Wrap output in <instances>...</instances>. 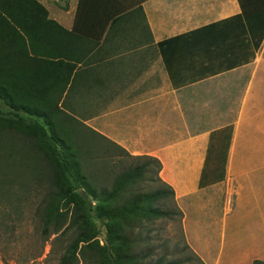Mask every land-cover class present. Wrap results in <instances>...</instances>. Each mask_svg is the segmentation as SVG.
I'll use <instances>...</instances> for the list:
<instances>
[{"label": "crops", "instance_id": "1", "mask_svg": "<svg viewBox=\"0 0 264 264\" xmlns=\"http://www.w3.org/2000/svg\"><path fill=\"white\" fill-rule=\"evenodd\" d=\"M37 1L66 112L160 160L202 264L264 261V0Z\"/></svg>", "mask_w": 264, "mask_h": 264}, {"label": "trees", "instance_id": "2", "mask_svg": "<svg viewBox=\"0 0 264 264\" xmlns=\"http://www.w3.org/2000/svg\"><path fill=\"white\" fill-rule=\"evenodd\" d=\"M48 25L59 31L55 37L65 32L48 19L46 8L37 0H0V100L14 110V117L0 114L1 162L25 163L31 174L38 171L48 177L41 214L45 230L52 225L56 232L65 224L64 229L73 233L59 264H76L78 254L86 264H178L162 257L139 258L129 233L138 226L129 222L133 218L153 222L181 216L173 189L159 177L160 160L131 155L66 112L63 93L73 66L64 69L63 61L56 60L61 55L46 49ZM21 111L42 118L47 127L29 122ZM101 140L135 159L103 182L94 163ZM144 178L157 185L134 191ZM168 201L173 207L164 209L161 204ZM95 220L105 227L104 244L97 238Z\"/></svg>", "mask_w": 264, "mask_h": 264}, {"label": "rangeland", "instance_id": "3", "mask_svg": "<svg viewBox=\"0 0 264 264\" xmlns=\"http://www.w3.org/2000/svg\"><path fill=\"white\" fill-rule=\"evenodd\" d=\"M260 52L264 57V45ZM20 113L29 122L44 124L42 118L22 111ZM0 114L14 117V110L0 101ZM74 115L83 123L87 118V115L80 113ZM134 161L107 141L101 140L94 159L99 181L103 182L104 178L108 180ZM48 180L38 171L31 174L25 163L10 164L0 160V264H59L73 233L72 230L64 229L65 224L56 232L52 230V225L45 230L41 214L44 196L49 188ZM154 185L157 183L144 178L133 190L146 191ZM161 205L164 209L173 207L171 201ZM181 218L182 215L163 217L153 222L131 219L130 223L138 225L129 231L134 239L133 252L147 261L162 257L175 260L178 264H202L186 244ZM94 222L99 229L97 238L104 244L105 227L98 220ZM76 264H86V259L78 254Z\"/></svg>", "mask_w": 264, "mask_h": 264}, {"label": "water", "instance_id": "4", "mask_svg": "<svg viewBox=\"0 0 264 264\" xmlns=\"http://www.w3.org/2000/svg\"><path fill=\"white\" fill-rule=\"evenodd\" d=\"M81 192H84L82 189L80 190Z\"/></svg>", "mask_w": 264, "mask_h": 264}]
</instances>
